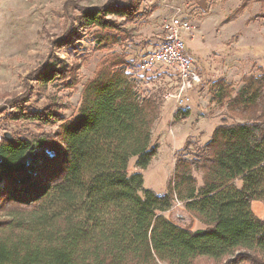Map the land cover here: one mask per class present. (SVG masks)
I'll return each mask as SVG.
<instances>
[{"label": "trees", "instance_id": "1", "mask_svg": "<svg viewBox=\"0 0 264 264\" xmlns=\"http://www.w3.org/2000/svg\"><path fill=\"white\" fill-rule=\"evenodd\" d=\"M69 7L78 16L51 47L71 48L76 58L33 73L39 86L79 83L84 52L76 50L84 37L94 52L112 55L84 83L69 119L58 104L29 112L25 100L18 113L0 115L8 125L53 128L13 143L0 138V264H264V220L252 210H264V66L243 76L237 90L224 80L211 85L209 104L230 123L216 126L191 159H176L172 180L157 195L128 165L134 159V169L144 171L155 158L152 132L164 95L145 89L155 79L138 76L126 53L129 27L156 7L146 0L96 7L74 1L63 10ZM176 201L203 229L162 215Z\"/></svg>", "mask_w": 264, "mask_h": 264}, {"label": "rangeland", "instance_id": "2", "mask_svg": "<svg viewBox=\"0 0 264 264\" xmlns=\"http://www.w3.org/2000/svg\"><path fill=\"white\" fill-rule=\"evenodd\" d=\"M78 2L80 7L102 6L107 0H0V115L5 112L18 113L27 103V111L46 108L48 104L60 105L58 114L69 119L76 114L82 86L93 77L99 63L112 53H97L86 38L79 42L77 52H84L82 67L78 71L79 83L71 89L57 82L39 86L32 74L62 63L68 67L76 58L71 48L51 47L67 31L69 19L73 22L78 12L63 7L68 2ZM184 10V14L196 27V38L188 44L196 58L203 77L202 85L192 94L190 103L179 110L173 118V136L168 133L169 102H162L160 120L154 126L151 146L157 154L144 171L134 169L135 160L128 165V173H141L144 185L157 195H162L173 178L175 160L179 157L191 159L207 144L214 128L223 122L229 124L225 111L211 106L210 87L217 80L231 83L237 90L245 75H258L257 68L264 66V0H168ZM147 8L159 7L153 0H146ZM162 8V7H160ZM155 9V10H156ZM68 14V16H65ZM167 15L146 19L129 27L133 44L129 46L128 59L136 64V74L144 80H154V86L145 89L159 96L173 92V80L161 70L145 71L141 60L154 51L162 40L161 22ZM195 36V34H194ZM113 52L118 53L116 48ZM196 53H199L196 56ZM131 57V58H130ZM151 73L153 75H151ZM165 92V93H164ZM15 100V102H14ZM57 108V107H56ZM187 113L183 119V114ZM52 127L40 129L36 124L18 122L14 125L0 122V138L3 134L12 137L39 134ZM13 139V138H12ZM199 181L200 177L196 175ZM254 215L264 220L260 204L252 206ZM171 222L188 227L192 231L203 229L195 218L187 215L182 203L175 202L168 213L162 214ZM154 264H164L155 262ZM210 264V263H209Z\"/></svg>", "mask_w": 264, "mask_h": 264}, {"label": "built area", "instance_id": "3", "mask_svg": "<svg viewBox=\"0 0 264 264\" xmlns=\"http://www.w3.org/2000/svg\"><path fill=\"white\" fill-rule=\"evenodd\" d=\"M153 1L167 9L169 15L161 22L162 40L159 46L145 56L141 64L146 72L155 73L159 69L168 75L170 81L173 80V92L163 96V101L169 102L168 133L173 136V118L190 103L192 94L202 85L199 63L186 47V41L194 39L196 25L187 19L181 7L166 5L162 0Z\"/></svg>", "mask_w": 264, "mask_h": 264}, {"label": "crops", "instance_id": "4", "mask_svg": "<svg viewBox=\"0 0 264 264\" xmlns=\"http://www.w3.org/2000/svg\"><path fill=\"white\" fill-rule=\"evenodd\" d=\"M162 2L164 3V4H166V5H173V4H171L170 2H168V0H162ZM174 6V5H173ZM164 15H169V11L167 10V9H165V8H160V7H158L153 13H152V15L150 16V18H149V20H152V19H156L158 16H164ZM164 19V18H163ZM196 27H198V25L196 26ZM194 38H196V31H195V36H194ZM194 41L192 40V41H186V47H187V49L191 52V50L188 48V46H187V43L188 44H190V43H193ZM127 52H128V50H127ZM199 55V53H196V56H198ZM131 58V57H130ZM129 61H133V59L131 60V59H128ZM199 68H200V66H199ZM157 69V68H156ZM159 70V69H158ZM200 70H201V68H200ZM202 76V75H201ZM202 80H203V77H202ZM225 81V80H224ZM169 108H170V106H169ZM170 110V109H169ZM168 115H169V111H168Z\"/></svg>", "mask_w": 264, "mask_h": 264}, {"label": "water", "instance_id": "5", "mask_svg": "<svg viewBox=\"0 0 264 264\" xmlns=\"http://www.w3.org/2000/svg\"><path fill=\"white\" fill-rule=\"evenodd\" d=\"M4 139L7 140L9 143H13V140L9 134H4Z\"/></svg>", "mask_w": 264, "mask_h": 264}]
</instances>
